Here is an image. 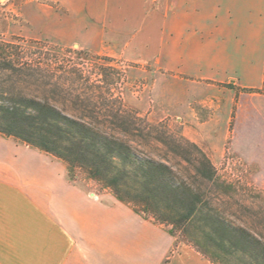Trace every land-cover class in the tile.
Masks as SVG:
<instances>
[{
  "label": "crops",
  "instance_id": "crops-1",
  "mask_svg": "<svg viewBox=\"0 0 264 264\" xmlns=\"http://www.w3.org/2000/svg\"><path fill=\"white\" fill-rule=\"evenodd\" d=\"M39 3L62 11L42 13L57 29L45 38L153 76L151 107L165 105L215 166L236 156L264 186V0ZM0 264L214 263L113 194L90 192L61 160L0 134Z\"/></svg>",
  "mask_w": 264,
  "mask_h": 264
},
{
  "label": "trees",
  "instance_id": "trees-1",
  "mask_svg": "<svg viewBox=\"0 0 264 264\" xmlns=\"http://www.w3.org/2000/svg\"><path fill=\"white\" fill-rule=\"evenodd\" d=\"M105 94L80 71H56L0 41L1 135L61 160L73 180L75 169L84 170L119 201L180 231L214 264H264V202L247 190L235 199L241 191L220 181L198 146L109 104Z\"/></svg>",
  "mask_w": 264,
  "mask_h": 264
},
{
  "label": "rangeland",
  "instance_id": "rangeland-1",
  "mask_svg": "<svg viewBox=\"0 0 264 264\" xmlns=\"http://www.w3.org/2000/svg\"><path fill=\"white\" fill-rule=\"evenodd\" d=\"M40 5L39 0H0V41H14L21 46L23 56L50 66L56 71H80L90 83L101 84L105 87V99L109 104L120 105L122 103L124 110L134 111L139 118L146 122L195 144L184 136L183 122L166 117L165 105L150 106L153 76L150 74L142 76L134 64L124 60L90 53L78 46H65L45 38L46 33L48 36H52L49 33H55L57 29L53 24H44L41 15L47 12L54 16L58 10L55 11L54 8H43L42 10L39 8ZM215 168L221 182L236 186L241 191L238 194H232L235 199L244 197L243 191L247 190L249 192L245 196L258 197L257 199L264 202V186L254 183L255 167L241 161L236 156L226 155L224 161L220 165H216ZM71 176L74 177V180L89 185L90 192L113 194L111 190L89 179L82 169H75ZM222 190L224 189L222 188ZM130 206L134 208L133 205ZM232 212L244 216L237 208L233 207ZM138 213L144 218L153 219L150 214L139 208ZM164 226L170 228L178 243L193 246L180 231L174 230L169 225Z\"/></svg>",
  "mask_w": 264,
  "mask_h": 264
}]
</instances>
